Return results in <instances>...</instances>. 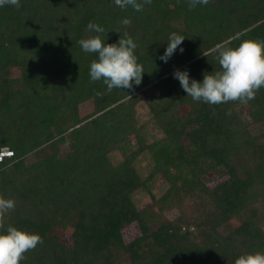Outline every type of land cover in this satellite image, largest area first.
<instances>
[{"label":"trees","instance_id":"obj_1","mask_svg":"<svg viewBox=\"0 0 264 264\" xmlns=\"http://www.w3.org/2000/svg\"><path fill=\"white\" fill-rule=\"evenodd\" d=\"M89 22L105 29V44L123 32L133 38L140 85L109 93L91 80L98 54L77 43L97 34ZM172 32L185 38L164 62ZM245 39L264 41V0L194 9L152 0L140 12L114 0L0 7V195L16 201L0 224L43 239L20 264H234L264 252V87L247 104L212 105L193 101L174 78L187 70L202 82L220 70L215 46ZM142 102L161 137L150 140L139 122ZM146 153L152 166L142 176L136 163ZM157 177L167 184L160 196ZM140 189L152 199L142 208ZM128 226L138 234L127 242Z\"/></svg>","mask_w":264,"mask_h":264},{"label":"clouds","instance_id":"obj_2","mask_svg":"<svg viewBox=\"0 0 264 264\" xmlns=\"http://www.w3.org/2000/svg\"><path fill=\"white\" fill-rule=\"evenodd\" d=\"M189 8L197 5H207L210 0H188ZM115 5L121 9L131 7L134 11H143L145 5H150L152 0H114ZM12 5L20 7V0H0V7ZM124 26H129L131 20H122ZM88 32L97 33L82 38L77 43L86 53L98 54L90 64V78L93 82L103 81L110 93L114 88L132 89L133 82L140 85L144 69L138 63L135 49L138 47L133 38L127 33H121V38L116 43L105 44L100 34L105 29L99 24L89 22ZM184 36L172 32L167 41V47L161 60L167 62L174 54L177 47L182 44ZM183 52L184 49L180 48ZM214 52L220 66L219 71L205 73L203 81L192 79L190 81L187 70H175L174 78L178 79L182 89L193 101H203L207 104L218 105L229 102L247 104L254 100L257 91L264 87V41L245 39L237 47L229 43H219ZM207 56V53H203ZM4 151L1 155H9ZM16 207L14 198L0 195V219L4 218ZM43 243L42 237L35 232H29L8 225L0 224V264H20L24 254L34 250L38 244ZM234 264H264V252L256 251L241 254Z\"/></svg>","mask_w":264,"mask_h":264},{"label":"rangeland","instance_id":"obj_3","mask_svg":"<svg viewBox=\"0 0 264 264\" xmlns=\"http://www.w3.org/2000/svg\"><path fill=\"white\" fill-rule=\"evenodd\" d=\"M87 105L89 104L84 105L82 108H85ZM246 117L247 115L245 116V118ZM138 118H139V122L145 125L150 140L161 137L163 135L162 132L152 122L150 110L145 102H142L138 106ZM112 158L113 161L116 163L123 158V155L120 151H115L112 153ZM136 165L142 176H146L149 173L150 168L152 166V159L150 155L148 153L141 155ZM166 188H167L166 182L161 177H157V179L153 183V192L157 196H160L166 190ZM134 199L139 208H142L152 202L149 192L145 189H140L139 191H137L134 194ZM175 214H176L175 211H170L166 213L167 216H171V217H173ZM137 234H138V229L135 226L134 227L128 226L123 229V235L127 242L131 241L133 237H135ZM65 240L68 242L69 241L68 237L65 238Z\"/></svg>","mask_w":264,"mask_h":264}]
</instances>
